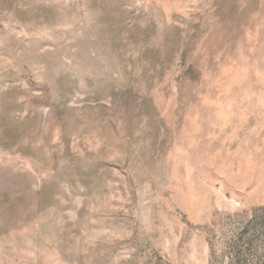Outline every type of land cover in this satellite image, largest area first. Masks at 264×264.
Instances as JSON below:
<instances>
[{"label": "rangeland", "instance_id": "374dc122", "mask_svg": "<svg viewBox=\"0 0 264 264\" xmlns=\"http://www.w3.org/2000/svg\"><path fill=\"white\" fill-rule=\"evenodd\" d=\"M0 264H264V0H0Z\"/></svg>", "mask_w": 264, "mask_h": 264}]
</instances>
